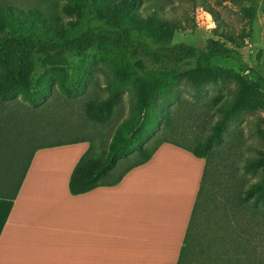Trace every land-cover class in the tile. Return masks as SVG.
I'll list each match as a JSON object with an SVG mask.
<instances>
[{"label": "trees", "instance_id": "trees-1", "mask_svg": "<svg viewBox=\"0 0 264 264\" xmlns=\"http://www.w3.org/2000/svg\"><path fill=\"white\" fill-rule=\"evenodd\" d=\"M17 1L15 4L0 0L1 99L19 95L23 101L36 105L47 83L31 86L37 70L68 69L71 56L95 51L107 62L112 76L103 87L105 97L84 103L86 117L98 123L108 121L114 103L127 85L134 100L128 115L115 126L102 155L92 153V144L86 137L37 144V135L29 129L23 139L26 157L18 166L22 147L14 142L19 136L3 133L0 128V197L14 198L31 155L39 147L89 142L68 177V191L78 194L115 184L129 169L145 162L158 145L168 142L204 160L175 264H254L255 251L243 247L248 241L234 229L239 230V220L245 224L255 216L264 222V150L258 149L257 156L244 160L243 170L257 171L259 176L254 182L241 185L223 176L225 165L223 157L218 158L216 145L231 118L241 112L264 113V69L257 64L247 65L236 47L217 38L206 39L202 47L190 41L174 42L175 23L155 10L140 14L141 0ZM248 1L246 10L252 19L256 0ZM63 15L69 18L63 20ZM56 79L67 91L79 84L78 80L67 82L65 75ZM228 80L234 82L231 98L222 103L218 96L213 98L211 106L219 116L202 140L189 146L161 138L150 147L143 145L150 135V126L158 119L157 99L163 101L171 96L172 86L184 81L198 90L205 83ZM165 115L168 125L171 118L167 109ZM7 122L13 125L10 115ZM256 124L255 132L264 142V114L257 116ZM118 161L125 165L113 175ZM217 194L220 198L216 199ZM197 254L201 256L198 261ZM257 260L264 264V257Z\"/></svg>", "mask_w": 264, "mask_h": 264}, {"label": "crops", "instance_id": "crops-1", "mask_svg": "<svg viewBox=\"0 0 264 264\" xmlns=\"http://www.w3.org/2000/svg\"><path fill=\"white\" fill-rule=\"evenodd\" d=\"M87 141L36 148L0 197V264H175L203 158L163 142L112 185L71 194Z\"/></svg>", "mask_w": 264, "mask_h": 264}, {"label": "rangeland", "instance_id": "rangeland-1", "mask_svg": "<svg viewBox=\"0 0 264 264\" xmlns=\"http://www.w3.org/2000/svg\"><path fill=\"white\" fill-rule=\"evenodd\" d=\"M10 1L15 4L18 2ZM248 5V0H141L138 9L143 15L155 10L162 17L174 22V42L190 41L202 47L206 39L217 38L228 46L236 47L247 65L257 64L264 69V0H256L252 19L246 10ZM62 17L63 20L69 18L64 15ZM69 60L68 69L37 70L32 75V87H39L47 81L36 105L23 101L19 95L8 99L0 98V128L3 133L18 135L14 145L19 142L22 147L19 149L22 156L16 162L18 166L23 164L26 157L23 156L26 151L23 139L31 129L37 135V144L83 136L91 142L92 153L102 155V150H107L109 146L115 126L128 115L134 100L129 85L114 103L108 121L98 123L88 119L83 113L84 103L106 96L103 87L112 76L111 70L95 51L71 56ZM230 65L235 67L231 63ZM60 75H65L67 82L78 80L79 84L70 91L64 90L57 83L56 78ZM233 88L234 82L231 80L205 83L198 90L184 81H179L172 86L171 96L163 101L157 99L160 108L158 119L150 126V135L143 145L150 147L161 138L189 146L202 140L209 132L210 125L219 116L215 107L211 106L213 98L218 96L221 103L229 101ZM165 109L171 118L168 125L165 124ZM187 114L191 117L188 118ZM259 114L264 113L241 112L231 118L221 132L222 140L216 145L218 158H224L222 163L226 172L223 176L229 177L235 184L245 185L258 179L257 171L246 172L242 164L246 158L257 156L258 149L264 150V142L255 132ZM7 115L13 118V125L8 124ZM117 165L113 175L125 162L118 161ZM217 198H220L219 194L216 195ZM211 205L212 202L209 203ZM238 223L239 230L237 227L234 230L240 231L242 239L248 241L243 247L247 251H255L254 264H258L257 259L264 257V222L255 216L253 221L248 219L244 224L239 220ZM241 255H245V252ZM200 257L198 255L196 261Z\"/></svg>", "mask_w": 264, "mask_h": 264}]
</instances>
